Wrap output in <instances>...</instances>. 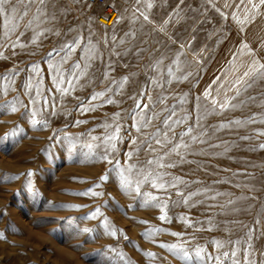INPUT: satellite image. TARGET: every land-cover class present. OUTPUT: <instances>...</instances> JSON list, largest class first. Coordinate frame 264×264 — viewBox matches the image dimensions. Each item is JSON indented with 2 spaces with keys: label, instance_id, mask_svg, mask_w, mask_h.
<instances>
[{
  "label": "rangeland",
  "instance_id": "374dc122",
  "mask_svg": "<svg viewBox=\"0 0 264 264\" xmlns=\"http://www.w3.org/2000/svg\"><path fill=\"white\" fill-rule=\"evenodd\" d=\"M56 3L59 9L57 26L61 32L70 27L80 30L90 19L91 28L101 37L106 30L109 37L113 31L120 36L128 30L127 18L117 22L124 9L129 6L125 0H114L111 4V8L117 13L111 26L99 22L104 9L90 5L87 0H56ZM178 4L179 0L166 2L160 0L158 6L152 10V18L157 22L167 18ZM217 6L227 14V19L221 17L210 6L205 11V0H184L180 5L183 19L178 23L173 21L175 26L170 25L168 29V34L178 40L177 44L171 45L173 50L178 49L181 42H187L192 36H195L193 49L201 50L205 47L207 49L203 52L199 76L179 84L174 82L169 87L170 93L189 94V103L185 107L192 113L190 123L195 120V97L201 95L209 85H213V81L231 59L232 52L239 49L243 42H247L256 56L264 61V49L260 48L264 43V17H257L254 23L245 26L244 31H241L240 25L231 18L233 9H224L223 0H217ZM151 28L152 25L146 26L147 31ZM30 35L27 33L22 37V42H26ZM84 35H87V29L84 30ZM145 39H149L148 46L154 49L157 47L156 41L167 40V36L163 33H153L151 38L146 36ZM61 42L62 37L41 38L39 46L28 44L24 49L19 47L15 49L16 55H13L11 48L0 49L9 57L7 60L0 59V77L13 70H24L14 78V83L6 95L3 91L5 82L0 80V104L20 96L27 105V109L20 107L16 112L6 110L0 113V264H116L117 258L115 253L110 251L111 248L123 251L130 264H186L166 249L159 247L161 243H183L189 250L188 264H200L195 255L196 247L204 249L202 258H206V254L216 255L218 253L212 243L213 240L226 245L220 250L221 253L224 250L232 251L236 247L228 245L229 240L241 239V249L247 247L244 241L248 228H243L239 224L225 227V224L228 221H242L253 226L257 212L264 206V150L257 147L259 143H264V136L256 135L258 131H264V124L256 123L239 128L233 126L232 129L220 130L211 136L210 143L219 144L227 141L229 144L227 153L223 149L197 145L195 146L197 149H203L207 154L189 155L187 159L194 163L164 169L170 175L180 176L189 182V187L185 191H195L208 186L213 189V193L231 192L233 197L242 194L256 197L255 200L242 202L253 205L251 213L224 214L219 208H207L205 205L193 208L169 205L165 212L170 219L162 222L158 217L164 213H161L158 207L139 206L138 198L121 190L116 173L109 172L111 165L87 159L84 155L87 149L81 147L85 143H97L90 137L103 136L105 133L103 125L111 123L113 114L121 110L130 111L135 106V102L127 97L138 94L145 84L144 65L148 63V54L145 53L139 60L132 56L122 60L113 57L115 71L111 72L110 80H119L124 76L132 77L135 74L126 84L123 96L113 97L116 100L122 99V104L106 105L102 100L89 102L88 99L94 91H101L107 86L108 82L101 83L108 62L107 52L104 61H97L93 65L95 84L83 89L77 88L75 93L61 99L51 83V74L45 62L47 53ZM100 47L103 48L102 42ZM80 55V50L77 49L72 59H78ZM187 55L189 59H193L191 51H187ZM244 58L248 59L247 56ZM32 63L40 64L45 95L49 97L47 111L35 117L42 122L36 127L32 126L31 119L25 115L33 106L21 86L27 79ZM260 92H264V85H257L252 90L253 95ZM155 94L156 91L149 86L147 95ZM147 95L142 101L143 104L149 103ZM53 96L56 115L51 114ZM81 102L85 107H92L94 110L79 111L78 106ZM175 102L174 99H169L167 103L171 105ZM254 112H264V108L253 105L243 111H227L223 115L207 117L204 123L218 124L231 119H243ZM77 120H83L85 123L77 124ZM44 121H47L46 127L43 126ZM132 123L131 119L124 121V128L120 133L122 142L117 145L116 158L120 159L122 164L127 161L126 153L132 147L131 139L140 137ZM185 127H178L176 133L185 130ZM13 130H16V135H8L5 139L6 134ZM244 135H251L252 139L241 140L240 137ZM69 138L77 146L71 153V158ZM252 147H257V150L250 151ZM149 156L150 154L141 151L138 159L144 161ZM136 159L137 157H133V162ZM29 172L33 173L31 177L27 175ZM247 173H251L252 176L246 175ZM105 174H108V179L102 182L100 177ZM215 181L221 182L214 183ZM238 183L254 184L256 191L250 192L246 187L237 188L235 185ZM96 185L99 187H95ZM89 189L103 195L93 197L78 194ZM142 191H151L153 195L163 197L165 200L168 198V193L153 189L150 185L145 186ZM169 192L171 200H176V189H169ZM225 199L226 197H218L217 200H210L207 203H223ZM130 205L137 206L133 208L129 207ZM96 208H100L103 216L86 219L85 217H89ZM181 216H184L188 223L182 222ZM104 217H107L117 229L116 236L104 232L101 227ZM209 218L217 222L211 230L206 222ZM195 221L204 223L190 227L189 224ZM259 221L253 229L251 241L252 258L257 264L264 260V214L259 216ZM149 225L166 231L156 234L153 242L142 236ZM84 228L95 231L84 233L82 231ZM172 232L181 235L176 237L170 234ZM144 252L154 253L155 258L145 257ZM238 256L243 261L242 250L238 252ZM208 264L215 262L208 261Z\"/></svg>",
  "mask_w": 264,
  "mask_h": 264
},
{
  "label": "snow or ice",
  "instance_id": "6c2138e0",
  "mask_svg": "<svg viewBox=\"0 0 264 264\" xmlns=\"http://www.w3.org/2000/svg\"><path fill=\"white\" fill-rule=\"evenodd\" d=\"M160 0H125L129 5L124 9L118 23L127 18L128 30L123 35L118 36L115 31L109 37L107 30L101 37L91 28L92 20H88L80 30L68 28L61 32L57 26L59 20V9L56 0H0V49L11 48L13 55H16L15 49L18 47L24 49L28 44L39 46L41 38L47 39L49 36L62 37V42L47 53L46 64L49 73L51 74V83L60 94L61 99L70 93H75L77 88L83 89L95 84L96 77L93 73V65L97 61H104L105 52H107V64L103 72L101 83L108 82L107 86L101 91H94L88 98L89 102L102 100L106 105H119L123 100H116L113 97L123 96L126 84L134 77L124 76L119 80L111 79V72L115 71L113 57L117 60H122L128 56H132L137 60L142 59L144 54H148V63L144 65L146 69V81L141 87L138 94H133L127 98L135 102V106L130 111H118L111 117V123L103 125L105 133L103 136L92 135L90 139L97 143H85L81 145L86 148L84 153L87 159L99 160L107 162L111 165L109 172H115L118 178L119 187L127 195H134L139 199V206L158 207L161 214L158 218L160 221H169V216L165 210L169 205L186 206L188 208L196 207L197 205H205L207 208H219L224 214L235 213H251L252 204H242V202L255 200L256 197L250 195H240L233 197L231 192L213 193L211 187H204L195 191H185L189 187V182L180 176L170 175L164 169L176 168L178 165L185 163H194L188 160L189 155H205L203 149H197V145H207L210 149H223L225 153L229 151V144L223 141L219 144L210 143L211 136L224 129H232L233 126H248L256 123L264 124V112L252 113L243 119H231L227 122L218 124H205L207 117L223 115L227 111H236L249 108L257 105L264 108V92L258 95H253L252 90L257 85H264V61L259 59L254 50H252L247 42H243L240 48L233 51L231 59L221 71L220 75L213 81V85H209L201 95L195 97V120L192 121V113L186 109L189 103L187 92L176 94L170 93L169 87L183 83L190 79H196L199 76V69L203 63V52L206 47L201 50L192 48V43L195 36H192L187 42H181L179 48L173 50L171 45L177 44L176 37L168 34L169 26L173 27L175 22H180L182 17V9L180 5L184 0H179L177 8L173 10L167 18L157 22L152 18V10L158 6ZM166 2V0H164ZM208 6L220 14L221 17L227 19V14L221 11L217 6V0H205V11ZM224 9H233L231 12L232 20L240 25V30L244 31L245 26L254 23L257 17H264V0H223ZM147 25H152L150 31L146 30ZM23 29V30H21ZM87 29V35H84V30ZM30 33V37L26 42H22L21 38ZM153 33H163L167 36V40H157V47L154 49L149 47V39ZM170 41V43H169ZM101 42L103 48L100 47ZM143 45V46H142ZM264 49V43L260 45ZM80 50L81 55L78 59L73 60L74 54ZM187 51H191L193 59H189ZM247 56L248 59L244 57ZM0 59H9L0 51ZM67 65V67H65ZM20 71L13 70L0 77L4 81L3 91L6 95L11 85L14 83V78L20 75ZM24 94L28 96L29 103L33 106L30 112H26L31 119V124L36 127L42 122L35 119L47 111L49 105V97L45 95L44 77L42 75L39 63H32L29 66L27 79L22 83ZM151 86L156 91L155 96L147 95V90ZM15 90V89H12ZM33 90L35 95H33ZM50 92L51 89H48ZM147 95L149 103L143 104L142 101ZM169 99H174L176 102L169 105ZM42 101V103H41ZM39 105V107H38ZM20 107L27 109L20 96L13 100L0 104V113L10 110L16 112ZM52 115L55 112V96L51 98ZM158 109V110H157ZM81 112L94 110L92 107H85L81 102L78 106ZM162 117V119H161ZM131 119L132 127L140 134V137L131 139L132 147L126 153L127 161L122 164L120 159H117L118 143L122 142L120 136L124 121ZM159 122V123H157ZM77 124L85 123L83 120H77ZM43 126H47V121L43 122ZM186 126L185 130L176 133L178 127ZM148 129H152L148 131ZM15 136L16 130L6 134ZM56 135V134H54ZM256 135L264 136V131H258ZM241 140H251V135L240 137ZM71 147L69 150V158L71 153L76 150V143L69 138ZM260 150H264V143H259L257 146ZM257 147H252L250 151H256ZM141 151L150 154L149 158L144 161L138 159ZM133 157H137L133 162ZM176 157V159H173ZM29 177L33 173L27 174ZM246 175L252 176L251 173ZM16 177H11L15 179ZM108 174L100 177V180L106 181ZM84 182V181H81ZM215 181L214 183H220ZM227 183V181H224ZM198 183V182H196ZM150 185L151 188L168 193V198L153 195L151 191H142L145 186ZM183 186V188H181ZM237 188L246 187L250 192H255V185L241 184L235 185ZM95 187H99L96 185ZM169 189H176V200H171ZM79 195L99 197L103 195L101 192L89 189L85 192L78 193ZM203 197L202 199H195ZM218 197H226L223 203L211 204L207 203L210 200H217ZM130 205L129 207H136ZM264 214V206H261L257 212V219L253 226L244 224L242 221H228V225L239 224L243 228H248L245 233V243L247 247L241 249L242 241L229 240L228 245H235L232 251L224 250L226 245L218 240H213L212 243L216 246V255L206 254V258H202L204 249L197 246L195 255L200 264H208V261H214L215 264H257V261L252 258L254 235V227L259 224V216ZM103 216L100 208H96L90 214L89 218ZM182 222L188 223L184 216L180 217ZM209 230L217 222L212 218L207 221ZM139 223H147L139 221ZM203 221H195L190 223V227L195 224H203ZM101 227L106 234L116 236L117 229L112 225L107 217L101 222ZM84 233L93 232L95 230L84 228ZM166 229L156 228L149 225L142 233L145 239L153 240L156 234L165 232ZM173 236L180 237V233L172 232ZM127 239V237H124ZM172 253L181 261L189 262V250L184 247L183 243H161L158 245ZM139 247V246H136ZM243 251L244 259L240 260L238 252ZM111 252L115 253L116 264H130V261L125 256L123 251L111 248ZM145 257L153 259L155 254L144 252ZM264 264V260L260 261Z\"/></svg>",
  "mask_w": 264,
  "mask_h": 264
},
{
  "label": "built area",
  "instance_id": "2783aa9c",
  "mask_svg": "<svg viewBox=\"0 0 264 264\" xmlns=\"http://www.w3.org/2000/svg\"><path fill=\"white\" fill-rule=\"evenodd\" d=\"M87 2L90 5L102 7L104 9L103 15L107 17L110 14L111 4H113L114 0H87Z\"/></svg>",
  "mask_w": 264,
  "mask_h": 264
},
{
  "label": "bare ground",
  "instance_id": "6f19581e",
  "mask_svg": "<svg viewBox=\"0 0 264 264\" xmlns=\"http://www.w3.org/2000/svg\"><path fill=\"white\" fill-rule=\"evenodd\" d=\"M116 15L117 13L113 10V9H110V14L109 16H104V15H100L99 17V22L100 23H103L104 25L106 26H111L112 23L115 21L116 19ZM261 48V47H260Z\"/></svg>",
  "mask_w": 264,
  "mask_h": 264
}]
</instances>
